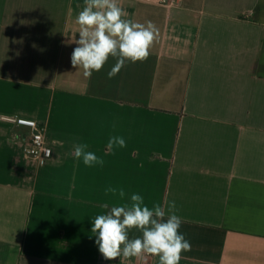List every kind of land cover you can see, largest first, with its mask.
I'll use <instances>...</instances> for the list:
<instances>
[{
    "label": "crops",
    "instance_id": "0c3cea01",
    "mask_svg": "<svg viewBox=\"0 0 264 264\" xmlns=\"http://www.w3.org/2000/svg\"><path fill=\"white\" fill-rule=\"evenodd\" d=\"M169 1L117 0L159 35L109 79L112 57L90 78L71 64L84 0H0V264H159L95 243L94 218L132 194L175 202L179 264H264V0ZM14 117L46 126L44 165ZM114 136L126 146L109 152Z\"/></svg>",
    "mask_w": 264,
    "mask_h": 264
},
{
    "label": "clouds",
    "instance_id": "9594fccd",
    "mask_svg": "<svg viewBox=\"0 0 264 264\" xmlns=\"http://www.w3.org/2000/svg\"><path fill=\"white\" fill-rule=\"evenodd\" d=\"M85 6L76 17L79 25L78 45L71 56L73 67L83 69V75L90 78L99 72L109 57L116 63L107 73L109 79L115 77L126 62L145 61L150 49L158 38L159 30L151 21L138 23L126 19L127 13L117 0H84ZM114 146L123 148L126 142L122 137H111L107 143L109 152ZM74 156L82 158L86 166L103 165L104 161L95 153L87 151L86 144H75ZM106 192L117 193L108 188ZM123 198L125 192L119 190ZM107 209L108 204L102 205ZM182 219L176 214V204L171 202L167 212L160 204L153 208L144 205L142 196L131 195V204L114 206L106 214L97 215L92 221L91 232L96 236L95 243L105 260L119 257L131 258L152 255L159 257V264H179L181 253L191 251V242L179 231ZM137 229L142 236L129 238V231Z\"/></svg>",
    "mask_w": 264,
    "mask_h": 264
},
{
    "label": "built area",
    "instance_id": "2783aa9c",
    "mask_svg": "<svg viewBox=\"0 0 264 264\" xmlns=\"http://www.w3.org/2000/svg\"><path fill=\"white\" fill-rule=\"evenodd\" d=\"M141 1L160 5L171 4L169 0ZM5 120L14 123L16 126L30 130V136L27 139L25 146V153L28 157L35 160L39 165H44L45 162L50 159L52 154L51 148L45 141L46 126L43 123L23 117L5 118Z\"/></svg>",
    "mask_w": 264,
    "mask_h": 264
}]
</instances>
